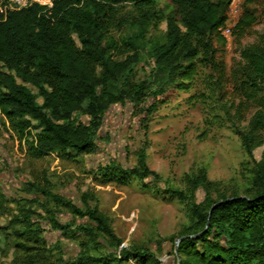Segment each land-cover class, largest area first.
I'll list each match as a JSON object with an SVG mask.
<instances>
[{
    "label": "trees",
    "instance_id": "trees-1",
    "mask_svg": "<svg viewBox=\"0 0 264 264\" xmlns=\"http://www.w3.org/2000/svg\"><path fill=\"white\" fill-rule=\"evenodd\" d=\"M49 1L0 12V116L28 143L29 154L57 152L72 159L90 154L97 148V133L110 105L126 100L139 104L149 96L158 100L169 90L189 92L202 78L205 89L189 99L209 98L213 108L219 105L248 160L241 183L228 193L216 188L213 196L203 171L186 177L190 191L204 190L201 201L169 188L189 207V222L172 239L181 238L176 264H264V148L258 160L253 156L254 149L264 145V0H242L230 34L238 56L229 67L223 54L228 40L221 28L231 0ZM126 22L132 32L118 44L111 32ZM161 22L165 29L156 35ZM260 23L263 28L258 30ZM246 38L251 40L244 42ZM144 54L152 60L149 83L133 80ZM155 107L151 104L149 110ZM213 119L222 122L218 113ZM138 156L131 168L100 167L103 183L127 184L130 175L144 178L153 173L143 150ZM27 191L43 195L45 201L25 199L9 228L30 264V251L45 246L43 221L63 236L85 235L88 243L102 248L121 244L96 206L80 207L34 182H27ZM4 203L0 191V208ZM34 203L44 215L32 208ZM62 211L88 223H62ZM115 255L82 250L72 264H121V256L160 264L152 252L137 246L121 248Z\"/></svg>",
    "mask_w": 264,
    "mask_h": 264
},
{
    "label": "rangeland",
    "instance_id": "rangeland-1",
    "mask_svg": "<svg viewBox=\"0 0 264 264\" xmlns=\"http://www.w3.org/2000/svg\"><path fill=\"white\" fill-rule=\"evenodd\" d=\"M40 1L49 4L47 0ZM255 28L262 29L263 23ZM164 29L165 24L161 22L154 34L161 35ZM131 32L126 22L111 35L120 44ZM227 40L223 54L229 67L238 52L231 35ZM249 40L251 38L243 41ZM151 66L152 60L144 54L143 60L134 68L133 80L149 83ZM204 86L199 78L189 92L169 90L158 100L149 96L139 104L126 100L110 105L97 133V148L75 159L61 157L57 152L31 156L28 143L18 139L0 116V191L5 198L4 206L0 208V225L4 228L0 230V264H30L22 258L24 253L18 247L19 239L9 228L10 220L20 214L19 204L26 203L25 199L45 201L43 195L27 191V182L48 187L80 207L96 206L121 239L117 248L106 249L88 243L89 238L85 235L63 236L60 230L52 229L43 221L46 242L44 248L30 251L33 252V264H72L82 250L102 256L113 253L119 256L121 248L131 250L135 246L148 249L160 264H176L178 238L174 242L172 239L189 222V207L186 201L173 196L169 188L192 193L194 200L199 202L204 190L190 191L186 177L203 171L206 180L212 184L213 196L216 188L228 193L241 183L248 160L238 135L224 118L219 105L215 104L213 108V100L209 98L204 101L189 99L190 95L204 90ZM151 104L156 105L153 110H149ZM214 113L221 116V123L213 119ZM80 119L86 121L85 116ZM263 148L264 145L254 149L255 160L260 158ZM141 150L145 153L147 168L153 173L144 178L130 175L127 184L103 183L100 167L131 168L138 164ZM38 204L34 203L32 208L44 215ZM32 218L35 220V215ZM58 219L62 223H88L86 218L73 217L67 211L59 212ZM99 241L106 245L102 239ZM121 258L125 259L121 264H140L133 256Z\"/></svg>",
    "mask_w": 264,
    "mask_h": 264
},
{
    "label": "built area",
    "instance_id": "built-area-1",
    "mask_svg": "<svg viewBox=\"0 0 264 264\" xmlns=\"http://www.w3.org/2000/svg\"><path fill=\"white\" fill-rule=\"evenodd\" d=\"M33 1L40 0H0V12L5 13L7 10H14L25 7ZM49 3L50 1L47 0ZM242 0H231L227 10V19L225 25L221 28V33L226 37L231 34L233 26L236 24L241 12Z\"/></svg>",
    "mask_w": 264,
    "mask_h": 264
},
{
    "label": "water",
    "instance_id": "water-1",
    "mask_svg": "<svg viewBox=\"0 0 264 264\" xmlns=\"http://www.w3.org/2000/svg\"><path fill=\"white\" fill-rule=\"evenodd\" d=\"M181 238H179L178 240H176V244H175V256L177 258V262L179 263V257H178V252H177V242L180 240Z\"/></svg>",
    "mask_w": 264,
    "mask_h": 264
}]
</instances>
